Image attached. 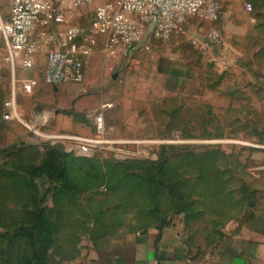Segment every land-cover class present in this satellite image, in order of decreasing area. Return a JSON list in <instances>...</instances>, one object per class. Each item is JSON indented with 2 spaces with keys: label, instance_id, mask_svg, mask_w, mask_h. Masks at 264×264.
Instances as JSON below:
<instances>
[{
  "label": "rangeland",
  "instance_id": "obj_1",
  "mask_svg": "<svg viewBox=\"0 0 264 264\" xmlns=\"http://www.w3.org/2000/svg\"><path fill=\"white\" fill-rule=\"evenodd\" d=\"M106 1L79 7L68 1L61 5L64 23H37L34 34L54 39L33 54L31 69L12 66L0 37V145L6 136L25 137L17 150L32 152L25 159L28 170L19 165L0 170V264H49L46 252L56 258L75 249L72 208L44 214V199L58 191L43 170L62 171L60 189L69 195L54 197L68 202L79 182L119 185L148 175L153 183L151 170H192L194 182L234 184L241 199L248 198L249 186L264 184V0H217L216 20L189 16L168 40L152 39L148 50L111 60L102 55L97 37L81 84H46V56L57 46V35L71 25L87 27ZM248 3L251 11L245 9ZM9 10L3 0L2 19L9 18ZM212 31L221 35L217 47L203 41ZM108 103L106 126L127 143L80 154L72 139L94 137L95 111ZM6 104L16 110L12 120L3 118ZM257 193L264 199V192ZM57 234L61 238L53 245Z\"/></svg>",
  "mask_w": 264,
  "mask_h": 264
},
{
  "label": "crops",
  "instance_id": "obj_2",
  "mask_svg": "<svg viewBox=\"0 0 264 264\" xmlns=\"http://www.w3.org/2000/svg\"><path fill=\"white\" fill-rule=\"evenodd\" d=\"M98 38L102 43L103 38ZM121 54L118 50L115 56ZM102 55L107 60L115 57ZM91 56L85 61L84 77ZM117 135L115 129L106 132L116 144L127 143ZM3 139L6 143L2 141L5 149H0V170H16L17 165L28 170L25 159L32 152L17 150L20 143L27 142L25 137ZM63 157L59 154L60 159ZM56 171L42 173L50 181L48 175ZM190 171L153 170L158 177L153 183L142 176L135 183L119 185L79 182L71 189L70 202L55 199L59 194H69L60 189L63 174L53 175L50 182L58 192L43 197L44 214L54 207L72 208L77 225L72 226L74 251L58 252L56 258L46 252V260L49 264H264V199L257 197V192H264V184L260 188L249 186L244 190L249 191L248 198L241 199L234 184L194 182ZM202 171L209 176L207 170ZM222 171L220 174L225 175ZM78 172L81 176L82 171ZM213 189L218 193H207ZM60 212L65 214L62 209ZM65 225L69 233L71 227ZM59 238L61 234L53 236L52 244Z\"/></svg>",
  "mask_w": 264,
  "mask_h": 264
},
{
  "label": "built area",
  "instance_id": "obj_3",
  "mask_svg": "<svg viewBox=\"0 0 264 264\" xmlns=\"http://www.w3.org/2000/svg\"><path fill=\"white\" fill-rule=\"evenodd\" d=\"M3 0H0V3ZM9 18L0 15V37L9 60L24 69L34 66L33 54L54 36L34 34L35 25L48 19L61 24L66 16L61 5L70 1L75 7L95 0H8ZM245 9L251 11V4ZM217 0H109L98 5L87 27L69 26L57 35V46L46 56L44 82L58 86L65 82L82 83L86 59L93 54L94 40L102 37L101 50L113 57L118 50L129 54L135 50H148L149 42L166 41L172 32L189 16H201L210 21L218 17ZM221 35L212 31L203 41L209 46H219ZM4 114L5 120L16 117L13 106ZM112 104L100 106L94 117L95 136L74 137L79 153H89L94 148L114 145L115 139L106 136L105 110Z\"/></svg>",
  "mask_w": 264,
  "mask_h": 264
},
{
  "label": "trees",
  "instance_id": "obj_4",
  "mask_svg": "<svg viewBox=\"0 0 264 264\" xmlns=\"http://www.w3.org/2000/svg\"><path fill=\"white\" fill-rule=\"evenodd\" d=\"M59 173V176H61L62 175V172L59 170V171H56V172H54L53 173V175H56V174H58ZM150 173H152V175H153V181L155 182L156 181V179L155 178H158L156 175H154V173H153V170H151L150 171ZM53 175H51V176H53ZM147 176V178L145 177V176H142V179H145V181H147L146 179H148L149 177H148V175H146ZM149 183V182H148ZM37 255H38V253L34 250V256L35 257H37ZM44 253H42V255H41V258L42 259H44Z\"/></svg>",
  "mask_w": 264,
  "mask_h": 264
}]
</instances>
